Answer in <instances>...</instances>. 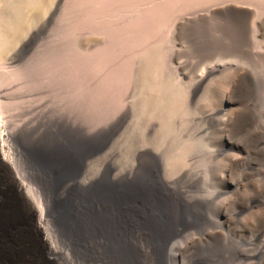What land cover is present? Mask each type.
Returning <instances> with one entry per match:
<instances>
[{
	"label": "bare ground",
	"instance_id": "1",
	"mask_svg": "<svg viewBox=\"0 0 264 264\" xmlns=\"http://www.w3.org/2000/svg\"><path fill=\"white\" fill-rule=\"evenodd\" d=\"M22 1L26 5L21 7L25 9L19 8L17 3L15 7L14 3V11L12 6L11 11L14 13L17 11L16 18L13 16L14 21L9 22L8 15H4L7 16L6 22H3L0 17V61L2 56L10 55L8 62L17 63L19 57L34 41L35 36L29 34L31 29L36 30L54 21L60 14L61 8L66 5L64 3L69 0ZM38 1L43 6L41 11L39 7L36 8L39 10H34L38 5L34 4ZM85 1L80 0L78 7V13L82 18L86 15L85 9L87 10L84 6ZM207 1L212 3L213 0ZM232 1L229 3L232 2L235 6L237 0ZM215 2L204 9L206 13L231 17L237 22L243 21L248 16V12L243 11L244 9L240 10L231 6L218 8L217 5L214 6ZM238 2L241 3L240 0ZM201 3L203 5V0ZM26 6L31 9L33 7L32 13L33 11L37 14L41 13L40 21L35 16L37 14L28 13ZM19 9L23 12L21 13ZM25 10L29 16L31 15L30 17H27V13L24 16ZM202 10H193L190 13L184 10L186 13L180 12L182 13L180 17H177L178 14L173 17L170 26L181 28L183 24L191 21L192 16L202 20L201 18L205 15L202 14ZM10 15L9 17L12 16ZM34 17L41 26L34 25ZM24 24L28 26L27 35L26 32L17 35L16 33L23 29ZM32 24L34 26L31 27ZM23 30H26L25 27ZM23 34L26 36L20 38ZM174 34L172 35L175 36ZM175 41L171 40L170 43ZM252 45L255 46V44ZM171 49L172 47L169 50H174ZM167 50L165 56H167ZM156 59V51H151L145 66H135L131 73L129 72V83H132L129 85L134 88V85L140 82L143 84L140 85L143 86L142 89L151 86L150 75L152 72L155 73V70L157 73L158 68ZM181 61L180 64H182ZM223 61L220 62L223 64ZM220 62L211 63L208 67H204V62L202 65L204 68L201 67L195 86L191 85V80H185V72L178 73L175 68L166 66L162 72L170 78L171 82L166 80L167 83L162 84L182 96L167 98L161 96L154 100L153 104L148 100L150 105H156L154 107L158 109V112L154 115L152 113L151 117L148 114V118L141 117L138 111L139 104H135V100L132 99L135 95L134 89L133 92L130 91V96L127 95L120 102L117 109L105 114L104 117L97 114L101 112L86 115L88 102L87 93L83 87L80 88V98L76 101L80 108L75 106V110L66 96L60 100L54 98L49 94L51 90L47 87L30 88L28 92H25L22 97L33 98V100L28 101L29 104L18 112L22 113L23 118L15 128L4 122L0 116V174L2 177L0 188L6 187L5 189L13 197V204L0 205V264H216L213 261L214 255L211 254V248L228 250L231 254L234 246L233 258L237 260V264H264V225L259 224L260 220H256V223L251 225H245L247 222L241 224L239 230L232 229L229 225L231 220H236L238 217L243 220L249 213L251 215L255 213L257 217L260 209L264 208V191H255L248 196L243 195L234 201L235 206L232 205L233 198L238 196L236 194L244 184L236 179L231 185L228 179L229 170L230 166L235 161L239 162L242 156L237 152L228 153L231 148H209L211 144L207 141L206 146L212 166L209 164L211 168L208 167L206 173H201L194 167L195 160L192 153L195 143L206 141V134H199L195 129L183 133L176 131L179 128L178 125L175 128L174 124L170 126L172 117L167 111L175 106L179 108L190 106L200 86L207 81L209 84V80H212L219 72ZM18 69L19 67L16 70ZM85 70L91 77V70ZM240 70H235V75L237 79L242 80L246 75ZM9 73L7 72L6 76ZM0 79L4 81V77ZM191 79L194 78L191 77ZM229 79L228 77L226 81L229 82ZM1 92L3 91L0 90V97H3ZM144 93L147 94L146 92L140 94ZM196 103L199 104V101ZM82 107H86V111L81 112ZM193 113H196L195 110ZM228 114L230 115L231 111ZM129 122L133 125L134 135L137 137L133 147V167L130 170L126 169L122 174L109 156L96 172L89 171V163L99 158L110 141H120L121 136L125 134L124 124ZM47 127L54 128L61 136L50 143L35 144L27 148L22 156H17L18 151L15 148L17 152H13L9 139L19 141L26 137L37 139ZM225 131L221 132L224 139L227 135ZM246 169L247 167L244 168L245 172ZM200 184H206L208 188L211 185L212 190H201ZM247 233L249 236H246Z\"/></svg>",
	"mask_w": 264,
	"mask_h": 264
},
{
	"label": "rangeland",
	"instance_id": "2",
	"mask_svg": "<svg viewBox=\"0 0 264 264\" xmlns=\"http://www.w3.org/2000/svg\"><path fill=\"white\" fill-rule=\"evenodd\" d=\"M40 1L34 4L39 5L35 6V11L39 9L41 11V9H43V6L40 5L42 4V1ZM198 1L199 0H86V5L84 6L87 8V10L85 9L86 15L84 18H82V16L78 13L80 0L67 1V3H64L66 5L61 8L62 10L60 11V14L57 15L54 21L44 27H38L36 30L31 29L29 34L35 36L34 41L29 45V49L19 57V61H17V63L14 62L16 64L8 62L10 55L2 56L0 64L3 66L0 65V67H2V69L0 68V77H4V81L1 80L3 78L0 80L5 82L2 83L0 81V88L2 87L0 90L3 91L1 92L3 97H0V116L2 117V120L10 124L11 127L15 128L20 123L21 118H23L22 113L18 112H21V109L28 105L31 100H33V98L30 99L28 97H22V95L25 94V92H28L30 88L35 89L36 87L49 88L51 90L49 94L59 100L66 96V99L72 103L71 107L74 110L76 109L75 106L80 108V105H77L76 101L80 98V88L83 87L86 90L88 102L87 113L85 112L86 115L89 116V114L92 115L96 112H101L97 114L102 117H104L105 114L113 112L115 109H117L120 102H122L127 95L130 96L134 89L135 95L132 99L135 100V104L140 105V108L138 105V111H140L141 117L148 118L149 115L151 117L152 113V115H154L158 112V109L154 107L156 105H150L149 101L153 104L154 100L156 101V99L160 98L161 96L165 98L170 96L175 97L178 95L179 97L182 96L181 94L177 95V93L173 92L171 89H167L164 85L167 83L166 80L171 82L170 78L165 76L162 72L166 66H169L172 69L175 68L176 72L178 73L185 72V80H191V85L195 86L197 84L196 79L202 68L211 66L209 65L211 63L214 64L218 61L220 62L221 60H225V62L223 61V64L220 62L221 68L219 69V72L212 78V80H209L210 83L208 84L207 81L200 86L199 91L201 93L198 91L190 106H185L183 108L175 106L172 108V110L170 109V111H167L172 117L170 126H172V124H174V128L175 126H179L176 131L183 133L188 132L189 130L194 131L195 129V131L199 134H206V141L195 143L192 153V156L195 160L194 167L201 173H206V169L208 167L211 168L212 166L206 146L207 141H209L211 144V146L209 145V148H231V150H228V153L237 152V154L242 156V158L239 159V162L235 161V166L234 164L230 166L229 170L230 177L228 179L231 185L236 181V179L241 180L244 184L236 194L238 196L233 198V206L236 205L234 201H237V199L243 195H252L255 191L263 192L264 0H240L241 3L243 2L242 4L238 2L239 0H235L237 4L239 3V6H237V4L234 6V3H232L234 1L232 0H227L228 2L223 0V2H221L222 6H220L221 3L219 2L222 0H215L216 2L213 0L212 3L211 1L203 0V5L201 3L202 0L200 2ZM229 1L232 2L229 3ZM213 2H215L214 6L217 5L218 8L231 6L240 10L244 9L243 11L248 12V16H246L243 21L237 22L231 17L215 16V14H211L209 12H207V14L204 9L208 5L213 4ZM14 3L15 7H17V3L19 8L21 5H26L22 0H0V11L5 9L4 11H1L2 13L0 12L2 15L0 17L2 18L1 20H3V22H6L5 19H7V16L5 17L4 15H8L9 19L12 17V19H10L11 21L7 19L9 22H12L14 19L13 16L16 18L17 15L15 13L17 11L15 13L11 11ZM196 3L199 4L197 5ZM191 6L193 7L192 10ZM38 7L39 9L36 10ZM21 8L25 9V7ZM13 9L15 11L14 6ZM29 9L31 8L28 7L27 9L29 14H37L35 11L32 13V9L31 11H29ZM201 9H203L201 11L202 14H205L201 18L202 20L192 16L191 21L183 24L184 26L182 25L181 28H174L172 25L170 26V24H172L170 21H173V17H176L177 14V17L181 16L182 13L180 14V12H184V10H186L188 11L187 13H190L193 12V10ZM19 10L21 13L23 12V10ZM26 13L27 12L25 10L24 16H26ZM38 14L35 15L37 19L41 13L39 15ZM9 15L11 17H9ZM30 16L28 15L27 17ZM206 17L207 19H205ZM171 18L172 20H170ZM37 19L35 18L34 25L41 26L40 23L38 25V20L40 21V18L38 20ZM259 19L261 23L259 22ZM34 25L32 24L31 27ZM187 25L188 27H186ZM24 27L26 29L25 31L23 30ZM23 29L16 34L20 35L21 32H26L28 26L24 24ZM169 29L170 31H168ZM248 29H250V31H248ZM186 32L187 34L185 35ZM24 34L20 38H24L27 35V32L26 35ZM249 36L251 38H249ZM171 40H176L175 42H171L173 45L170 43ZM177 41L178 43H176ZM258 43L260 44L258 45ZM252 44H255V46ZM169 46L170 48L172 47L171 50L174 49V52L169 50ZM198 49L200 51H198ZM166 50L167 56H165ZM151 51H156V60L158 66L157 73L155 70V73L152 72L150 75L151 80L149 79V84H151V86L145 83L147 86H149L147 87L148 89L143 88V90V86H140L143 84L138 82V84L136 83L137 85H134L133 88L130 86L132 83H129L130 73L132 69L135 68V66H145L148 55ZM168 53L170 54L168 55ZM204 58L205 60L203 61ZM214 59L217 62H215ZM179 60L183 61H181L182 64H180ZM184 60L186 63H184ZM197 60H199L198 62L200 63H198ZM204 62L205 66L203 67L202 65H204ZM196 63L199 65H196ZM190 65L193 66L190 67ZM16 67H19V69L16 70ZM5 68H8L11 73H9L10 71L8 69L6 70ZM85 69L91 70L90 72L92 74H90L92 78L90 75H88V73H86ZM15 70L16 72H14ZM235 70L244 72L246 77L242 80L237 79ZM7 72L9 75L6 76ZM190 75L194 79H191ZM228 77L231 79H229V82L226 81ZM145 84L144 86H146ZM228 84L229 87H227ZM139 92H146L147 94L144 93V97V94L142 95ZM148 97H150L151 100L147 99ZM35 99L37 100V98ZM195 101H199V104H197ZM245 102L246 104L244 105ZM82 108L84 110H82ZM82 108L80 109L81 112L86 111V107ZM192 108L196 113H193ZM213 110L214 112H212ZM230 111L231 114L229 115L228 112L230 113ZM230 116L232 118H230ZM173 119H176L174 120L176 123L173 121ZM203 120L205 121L204 126L202 122ZM223 129L226 130L225 133L227 134L225 139L222 138L221 135V132H224ZM123 130L125 134L121 136L120 141H110L104 151L100 154L99 158L89 163V171L96 172L109 156L111 157V161L116 164L118 170L122 174L125 173L126 169L130 170L131 167H133V147L137 142V137L134 135L135 133L133 130V125L130 122L124 124ZM60 136L61 135L55 131L54 128L47 127L37 139L26 137L25 139L22 138L20 141L13 139H9V141L10 145L12 144L11 149L13 152L16 153L18 151L16 153L17 156H22L27 148L35 144L42 145L45 143H50ZM245 167H247L246 172L244 171ZM243 172L244 174L241 175ZM0 179H2L1 174ZM257 186H259V188ZM1 188L0 205L13 204L12 194L7 189H5L6 187L2 186ZM200 189L204 191L207 189L210 191L212 190L211 185L208 188L206 184H200ZM263 210L264 208L260 209L257 217H255V213H252V215L249 213L248 215L251 216H249V218L248 215H246V217L243 219L245 222L242 219L240 220L238 217L236 220H231L229 225L232 227V229L236 228L238 230L240 229L241 224H245L246 222L247 223L245 225L255 224L256 220H260L259 224L264 225ZM238 232L240 233V231ZM246 236H249V234L247 233ZM234 250L235 246L232 248V253L230 254L228 250L221 251L211 248V254L214 255L213 261H215L216 264H230L232 259V264H237V260L233 258L235 255Z\"/></svg>",
	"mask_w": 264,
	"mask_h": 264
}]
</instances>
